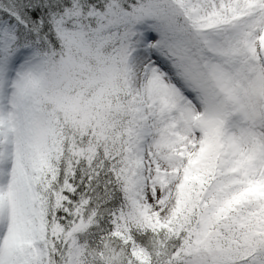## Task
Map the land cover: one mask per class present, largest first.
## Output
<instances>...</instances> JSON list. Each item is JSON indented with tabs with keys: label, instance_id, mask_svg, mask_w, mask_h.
Wrapping results in <instances>:
<instances>
[{
	"label": "snow or ice",
	"instance_id": "obj_1",
	"mask_svg": "<svg viewBox=\"0 0 264 264\" xmlns=\"http://www.w3.org/2000/svg\"><path fill=\"white\" fill-rule=\"evenodd\" d=\"M0 264H264V0H0Z\"/></svg>",
	"mask_w": 264,
	"mask_h": 264
}]
</instances>
